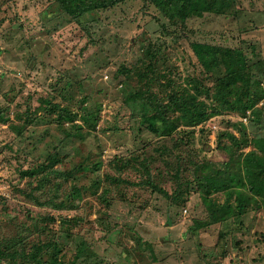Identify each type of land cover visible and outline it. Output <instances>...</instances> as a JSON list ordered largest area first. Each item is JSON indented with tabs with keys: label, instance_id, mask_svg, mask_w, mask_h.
<instances>
[{
	"label": "rangeland",
	"instance_id": "374dc122",
	"mask_svg": "<svg viewBox=\"0 0 264 264\" xmlns=\"http://www.w3.org/2000/svg\"><path fill=\"white\" fill-rule=\"evenodd\" d=\"M192 1L0 0V264H264V0Z\"/></svg>",
	"mask_w": 264,
	"mask_h": 264
},
{
	"label": "trees",
	"instance_id": "16d2710c",
	"mask_svg": "<svg viewBox=\"0 0 264 264\" xmlns=\"http://www.w3.org/2000/svg\"><path fill=\"white\" fill-rule=\"evenodd\" d=\"M181 1H182L181 5L185 7L186 6V0H181ZM67 2H68V0H63V3H67ZM198 2H199L198 0L192 1L190 3V8L193 10L199 9ZM209 4H211V2ZM65 7L67 9H70L68 4H66ZM203 7L206 8L207 5H204ZM216 50H217V53H220V54L224 53L225 57L230 55L232 52L231 49L216 48ZM163 131H165V130L163 129ZM256 146L258 149L264 151V138H258L256 141ZM249 158H250L249 159V165H247V167L245 168L246 179H244V181H242V183L247 185L250 189V192H252L254 195L264 196V172H263L264 171V158L257 155L256 151L252 152L250 154ZM26 173H28V172H26ZM160 191L164 192L161 189H160ZM165 194H167V193L165 192ZM175 195H177V194H173V197H175ZM79 255H81L82 257L90 258V259H91V257H93V258L96 257V258H98L97 261L102 263L101 257H99L97 255L87 256L84 253L77 254L75 261L78 260ZM0 256H3L2 250H0ZM90 259H89V261H91ZM86 260H88V259H84V261H86ZM54 261L57 264H63L57 258H55ZM44 264H50V263H44ZM82 264H84V262H82Z\"/></svg>",
	"mask_w": 264,
	"mask_h": 264
}]
</instances>
